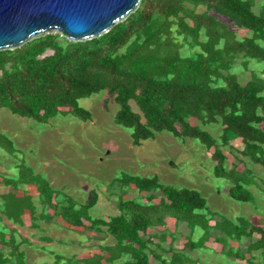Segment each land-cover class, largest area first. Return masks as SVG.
Wrapping results in <instances>:
<instances>
[{
    "label": "trees",
    "instance_id": "obj_1",
    "mask_svg": "<svg viewBox=\"0 0 264 264\" xmlns=\"http://www.w3.org/2000/svg\"><path fill=\"white\" fill-rule=\"evenodd\" d=\"M252 6L253 0H140L129 15L95 37L74 41L49 30L17 47L0 49V108L42 123L64 111L86 120L90 113L78 106L77 99L105 91L117 104L113 121L130 130L132 145L152 139L160 131L196 139L206 150L211 148V172L229 182L226 194L237 201H249L251 193L243 180L249 170L243 160L264 167V131L256 127L264 121V6H259L257 12ZM237 27L249 30V36L237 37ZM182 47L189 50L185 55L179 51ZM238 59L243 68L250 60L262 66L257 73L250 70L249 78L240 83L229 71ZM197 122L218 123V136L213 137ZM234 138L241 143L240 149L234 147L239 157L224 169L226 156L220 147L231 149ZM0 149L15 157L11 141L1 133ZM27 172L22 167L15 179L1 177V184L13 189L21 183L33 184L40 204L68 226L87 227L94 232L103 227L113 240L87 257L53 254L50 264H155L149 261V255L159 264H193L195 259L183 250L204 247L212 229L229 236V229L224 227L228 225L226 220L209 223L210 218L203 212L205 199L198 191L160 184L155 175L147 178L121 174L119 184L133 185L145 194L144 201L118 199V213L103 219L85 214L95 204L94 191L76 206L68 197L56 200L57 189L41 188L35 183L37 174ZM261 190L264 193V184ZM10 195L12 201L29 198L24 194L16 197L11 191L0 193V219L12 217L7 199ZM17 210L14 222L25 208ZM28 214L33 217L32 205ZM166 216L184 222L189 231L200 227L201 235L196 240L185 238L180 250L170 246L164 250L160 243L166 232L147 230L162 225ZM14 230L0 229V246L8 247L7 253L0 251V264H25L22 252L17 250L23 239L17 241ZM242 232L247 237L257 233L246 250L259 249L261 260L251 264H264V229L252 225ZM237 233L239 238L241 233ZM154 237L157 242L152 241ZM212 239L216 242L219 237ZM156 248L166 254H155ZM225 252L235 255L229 246ZM250 257L244 262L248 263Z\"/></svg>",
    "mask_w": 264,
    "mask_h": 264
},
{
    "label": "rangeland",
    "instance_id": "obj_2",
    "mask_svg": "<svg viewBox=\"0 0 264 264\" xmlns=\"http://www.w3.org/2000/svg\"><path fill=\"white\" fill-rule=\"evenodd\" d=\"M259 6H264V0H253L254 12H257ZM201 9L202 7H197V10ZM220 19L228 22L224 17ZM234 31L237 37L250 34L249 30L241 27L235 28ZM177 39L179 40V36ZM179 51L181 55H185L189 50L182 47ZM243 66L244 64L238 59L229 69L237 75L240 83L249 78L250 70L259 72L262 63L250 60L245 68ZM77 104L90 113L89 119L80 120L64 111L56 113L42 123L12 114L4 107L0 108V133L11 141L15 155L14 157L0 149V178L15 179L18 170L24 167L31 174H37L35 183L41 188L58 190L56 200L60 197H68L74 204L76 203V206L84 203L90 191H94L95 204L89 207L85 214L90 218L107 219L118 213L115 207L118 199H132L140 203L144 201L145 194L142 195L131 185L119 184L117 178L121 174L147 178L155 175L160 184L198 191L205 199L206 208L203 212L210 218V224L213 221L228 222V225L224 227L229 229L227 231L229 236L219 229H212L211 236L204 247L183 250L184 254L195 259L193 264H251L261 260L259 249L246 250L248 243L258 237L257 233L254 232L251 237H247L242 231L244 228L248 230L252 225L264 229V193L261 190L264 184L263 166L243 160L245 167L249 170L243 180L247 183L245 187L251 193V199L244 202L237 201L226 194L225 189L229 182L224 177H215L211 172L214 164L209 157L211 148L206 150L196 139L174 137L167 131L155 132L152 139L142 140L139 145H132L130 130L114 123L113 116L117 104L105 91L79 98ZM130 106L134 111L136 110L131 101ZM193 122L191 120V123ZM197 125L213 137H217L220 132L218 123L201 125L197 122ZM256 127L264 131V121L258 123ZM231 142L241 147L237 144L238 140H231ZM261 148L264 153V144ZM220 149L226 156L223 166L227 169L236 162L234 157L238 158L239 155L234 151V147L228 149L227 146H221ZM9 187H4L0 180V193L8 192ZM26 189V185L22 183L12 188L15 190L14 193H18V190L24 192ZM7 199L9 215L12 216L9 222L12 223L15 220L14 211L18 213V208L24 207L29 213L32 205L34 215L31 216V220L38 216L36 213L42 212L40 216H44V219H48L45 217L47 213H51L46 206L41 210L37 195L29 198H15L14 201L11 200L10 195ZM27 212L23 217L26 224ZM4 219L5 217H2L0 223H3ZM87 224L84 221V225L87 226ZM233 226L236 227L235 230ZM0 227L8 230L7 225L0 224ZM45 229L53 239L51 238L52 242L49 243L44 241L40 244L41 246L33 242L29 245L26 242L29 234L28 231H23L24 228H21V233L18 234H16L17 230H14L15 239L18 240L20 237L23 239L17 250L22 252L25 264H50L53 260L52 252L67 258L87 257L90 254H80L84 251L83 246H89L87 250L91 253L92 249L98 248V246L94 247L96 244L101 246L113 242L103 227L100 232H94L85 227L83 230L89 233V238L82 236L75 229L61 228L56 222H47ZM149 230L151 232L165 231V241L160 247L165 250L170 246L174 251L181 249L182 243L188 236L196 240L202 233L198 226L189 231L182 221L176 222L175 225L174 219L169 216L163 218L162 225ZM238 231L241 233L239 238L236 235ZM214 237H219V240L215 242L212 239ZM87 238L90 243L86 245ZM97 238L102 240L95 241ZM228 246L235 255L226 254ZM7 249L8 247L4 245L0 250L7 253ZM157 250L159 254H166L162 249ZM249 256L251 257L248 263H245V258ZM148 259L150 262L159 264L150 255Z\"/></svg>",
    "mask_w": 264,
    "mask_h": 264
},
{
    "label": "water",
    "instance_id": "obj_3",
    "mask_svg": "<svg viewBox=\"0 0 264 264\" xmlns=\"http://www.w3.org/2000/svg\"><path fill=\"white\" fill-rule=\"evenodd\" d=\"M140 0H0V49L45 31L69 40L95 37L129 15Z\"/></svg>",
    "mask_w": 264,
    "mask_h": 264
},
{
    "label": "crops",
    "instance_id": "obj_4",
    "mask_svg": "<svg viewBox=\"0 0 264 264\" xmlns=\"http://www.w3.org/2000/svg\"><path fill=\"white\" fill-rule=\"evenodd\" d=\"M234 140H238V142H237V144H239L240 146H241V143H240V140H239V138H234V139H232V141H234ZM231 144L233 145V147H235V148H237V149H240L241 147H237V146H235L234 144H233V142H231ZM236 144V145H237ZM24 185H26V187H27V189L24 191V192H22L21 190H18V193H14V191L15 190H12V188L11 187H9V186H4V187H9L10 189L8 190V191H12L14 194H15V196L16 197H20L21 196V194H24V195H28L29 197H34V196H36L37 195V193H36V189H35V187H34V185L33 184H30V183H27V184H24ZM227 185H229V184H227ZM132 187H133V185H131ZM17 191V190H16ZM61 199V197L59 198V200ZM33 201V200H32ZM39 207H41V210H43L44 209V206H42L41 204H40V206ZM47 210L49 209L50 210V208H46ZM26 212V210L23 212V213H21L20 214V216H19V220L17 221V222H14L13 221V223L12 222H9V219H4L3 221V223L1 222L0 224H1V226L3 225H7V228H10V227H13V228H15L16 230H17V233L16 234H18V233H21L20 232V229L21 228H24V230L23 231H28L27 233L29 234V239L27 240V242H28V244L30 245V244H32V242L34 243V244H38V245H40V244H42L44 241H46V242H52V237L48 234V232L46 231V229H45V226L47 225V222H50V223H57L59 226H61V228H67V229H75L79 234H81L82 236L83 235H85V236H87L88 238H89V233L88 232H84V228L83 227H79V226H77V227H74V226H68L58 215H55V214H52V210H51V213L50 214H48L47 213V216L45 217V218H47L48 217V219H44V216H40V215H42V212L41 213H36L38 216L37 217H35V218H33L32 220H31V218H30V216H29V214H27V224L24 222V213ZM33 215H34V213H33ZM172 218V217H171ZM44 219V220H43ZM54 219V220H53ZM1 220V219H0ZM39 220V221H38ZM83 223H84V221H83ZM174 224L176 225V222H174ZM44 227V228H43ZM0 228H2V227H0ZM152 229V228H151ZM4 231H6L5 229H3ZM92 231V230H91ZM147 232L148 233H153V232H151L150 230H149V228H148V230H147ZM157 233V232H156ZM159 233V232H158ZM19 237V236H18ZM7 238V235L6 236H4V239H6ZM52 238V239H51ZM88 238L86 239V245L88 244V243H90V241L88 240ZM165 239V238H164ZM19 240H21V237L17 240V241H19ZM56 240V239H55ZM102 240V238L101 239H98L97 238V240H95V241H98V242H100ZM152 240L154 241V242H157V238H152ZM164 241L165 240H163V241H161V243H164ZM113 243V242H112ZM161 243H160V245H161ZM41 246V245H40ZM97 246H99L98 244H96V246H94V247H97ZM34 247H37V246H34ZM2 247L0 246V249H1ZM42 248V247H41ZM89 248V246L87 247V246H83V248L82 249H84V251H82L80 254H92V253H96V252H98V248L95 250V249H92V252L91 253H88V249ZM22 250V249H21ZM156 250H157V248H156ZM155 250V254H159L158 253V251L159 250H157L156 251ZM1 251V250H0ZM162 251H160V253H161ZM53 254H58V253H55V252H52ZM83 257H85V256H83Z\"/></svg>",
    "mask_w": 264,
    "mask_h": 264
}]
</instances>
